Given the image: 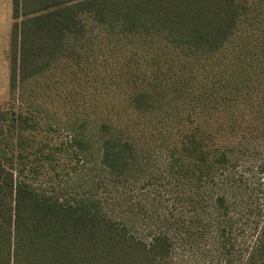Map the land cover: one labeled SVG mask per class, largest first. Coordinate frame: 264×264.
<instances>
[{"label":"trees","instance_id":"obj_1","mask_svg":"<svg viewBox=\"0 0 264 264\" xmlns=\"http://www.w3.org/2000/svg\"><path fill=\"white\" fill-rule=\"evenodd\" d=\"M8 58L12 92L60 65L68 115L0 110V264H172L169 231L120 218L128 190L157 155L207 191L247 143L234 110L264 100V0H12ZM215 204L225 264H264V224Z\"/></svg>","mask_w":264,"mask_h":264},{"label":"rangeland","instance_id":"obj_2","mask_svg":"<svg viewBox=\"0 0 264 264\" xmlns=\"http://www.w3.org/2000/svg\"><path fill=\"white\" fill-rule=\"evenodd\" d=\"M11 18V0H0V110L4 112L13 106L25 109L33 102L52 112V108L56 109L54 119L66 122L68 104L59 101V91L51 88L53 82L55 84L63 77L60 65L23 88L15 92L10 90L8 54ZM91 47L99 52V48ZM99 68L105 74L102 66ZM102 83L105 81L102 80ZM252 95L250 107L240 106L234 110L235 113L246 114L241 126L249 132L247 143L237 144L238 138H232L230 160L225 164L228 173L225 172L221 178L218 175L208 185L207 191L176 179L166 170L167 159L157 155L152 158V167L149 166V170L140 176L142 180L128 190L125 205L129 210L124 211L120 218L147 241L162 231H169L175 242L172 264H225L217 245L218 220L216 217L209 219L215 210L216 196L227 198L232 214L238 219L239 228H249L251 223L264 224V100L258 94ZM260 102H263L262 106ZM216 112V124H219L220 115L225 113L221 109ZM63 130L66 137L69 130L65 126ZM53 134L58 135V132ZM43 184L57 186L52 179H46ZM199 213L202 217L197 218Z\"/></svg>","mask_w":264,"mask_h":264},{"label":"crops","instance_id":"obj_3","mask_svg":"<svg viewBox=\"0 0 264 264\" xmlns=\"http://www.w3.org/2000/svg\"><path fill=\"white\" fill-rule=\"evenodd\" d=\"M11 4H12V0H11ZM11 24H12V18H11ZM10 30H11V26H10ZM10 35V32H9ZM2 46V44L0 45V47Z\"/></svg>","mask_w":264,"mask_h":264}]
</instances>
